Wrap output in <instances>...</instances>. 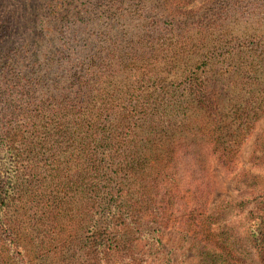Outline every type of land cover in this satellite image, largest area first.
<instances>
[{"label":"trees","instance_id":"1","mask_svg":"<svg viewBox=\"0 0 264 264\" xmlns=\"http://www.w3.org/2000/svg\"><path fill=\"white\" fill-rule=\"evenodd\" d=\"M261 120L264 0H0V264H264Z\"/></svg>","mask_w":264,"mask_h":264},{"label":"rangeland","instance_id":"2","mask_svg":"<svg viewBox=\"0 0 264 264\" xmlns=\"http://www.w3.org/2000/svg\"><path fill=\"white\" fill-rule=\"evenodd\" d=\"M19 29L17 28V34L10 38H27L30 35L32 38L34 35L28 32L26 35V29L31 27L29 21L21 23ZM25 33V34H24ZM264 128V120H261L258 124L257 131L254 135L244 144L240 158L238 160V169L242 168L245 161H247L250 153L254 149V143L258 132ZM210 178L214 184V190L212 191L211 203L214 204L218 199L227 196L235 197L238 193V188L235 182H231L233 173H228L221 165H219L214 159L209 163ZM229 216H219L212 228L219 230V227H223L229 220ZM234 218V216H233ZM185 222L178 216L174 215L170 223V227L166 230L161 249L159 251L152 252L149 257V261L153 260L152 264H197L200 260V254L198 248L200 244L205 242L206 234H199L198 239L194 236L192 231L189 234L188 239L185 240L184 228ZM250 260L252 264H261L259 257L256 254L250 253Z\"/></svg>","mask_w":264,"mask_h":264}]
</instances>
